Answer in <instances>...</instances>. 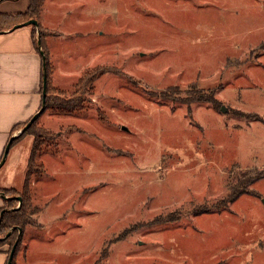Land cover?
I'll return each instance as SVG.
<instances>
[{"label": "rangeland", "instance_id": "rangeland-1", "mask_svg": "<svg viewBox=\"0 0 264 264\" xmlns=\"http://www.w3.org/2000/svg\"><path fill=\"white\" fill-rule=\"evenodd\" d=\"M83 1L77 17L48 5L68 15L50 98L104 76L76 116L38 119L15 264H264V180L229 204L242 175L264 176V0ZM30 141L2 172L17 192Z\"/></svg>", "mask_w": 264, "mask_h": 264}, {"label": "crops", "instance_id": "crops-1", "mask_svg": "<svg viewBox=\"0 0 264 264\" xmlns=\"http://www.w3.org/2000/svg\"><path fill=\"white\" fill-rule=\"evenodd\" d=\"M54 0H47V7L43 10L39 20V26L58 37H48L46 39V49L48 52V61L52 68L53 75L51 80L56 85L55 73L57 68V56L55 50V41L65 37V33L60 29L65 26L58 22V19L63 15L62 5H51ZM91 2V0H89ZM76 3L79 4L76 8ZM74 6V15L85 11L86 5L83 0H71ZM87 4V3H86ZM49 5V6H48ZM90 5V4H89ZM88 5V6H89ZM29 7V0H4L0 3L1 16H16L23 15L27 12ZM53 8V9H52ZM52 9V10H51ZM81 15V14H79ZM66 16H68L66 14ZM89 17V16H88ZM73 20L74 17H73ZM79 22L81 28H86L90 25L87 22L90 20ZM55 72V73H54ZM42 84V59L35 51L32 41L31 28H22L12 33H0V163L3 158L4 151L10 139L17 134L12 135V132L17 127L28 124L31 119L40 111L42 105L41 97ZM56 87V86H55ZM33 142H29L27 146V156L25 161V172L27 169ZM14 159L21 153V145L14 147ZM10 150L5 165L0 169V191L15 190L19 191V186H15L11 181H8V176L2 173L7 166L9 156L13 149ZM7 176V177H6ZM3 208L2 200L0 199V212ZM7 263V255L0 250V264Z\"/></svg>", "mask_w": 264, "mask_h": 264}, {"label": "trees", "instance_id": "trees-1", "mask_svg": "<svg viewBox=\"0 0 264 264\" xmlns=\"http://www.w3.org/2000/svg\"><path fill=\"white\" fill-rule=\"evenodd\" d=\"M3 1L4 0H0V3H2ZM46 1L47 0H29L28 10L23 15H16V16L0 15V33L9 32L13 28L20 25H24L30 21H35L39 25V20L41 18ZM30 28L32 31V41L35 51L37 52V54H40L38 49V40H40L42 46L41 50L46 58L47 96L45 100V111H51L53 114L61 117L76 116L77 114L82 112V105L85 104V101H83L81 97L83 98L85 95L88 94V92L92 91L95 82L104 75L99 76V78L96 77L90 78L85 75L84 78L79 80L76 86L77 88L76 94H79V97L73 98L69 103H58L57 101L51 99L50 95L54 91L51 87L52 85L51 78L53 71L48 61V52L45 43L48 37H55L56 35L43 30L40 26L38 30L33 27ZM41 96H42V84H41ZM193 98L194 99H192V103L190 105L211 102L210 100L203 102L202 99H200V97L198 96H194ZM37 122L27 132H25L19 138H17L12 143L11 146L12 149L16 147L19 143H21L24 139L28 137L33 138L32 149H31L27 169L25 172V179L21 192H17L15 190L0 191V195L2 194L6 197V201H2L3 208L0 212V214L4 212V215L0 223V238L2 236H5L6 240L3 241L0 240V250H2L4 247H8L11 249L10 253L13 249V246L16 244V242L19 239V233L17 232V230H21L22 231L21 236H23V232L25 228L32 226L31 218L34 216V211L31 208V199H32L31 178H34V180H39L42 177L41 173H43L44 171L43 167H41V165L39 164V159L42 156V154H44L43 152L40 151L42 146L40 140L43 137L47 136V134L41 128L36 127ZM26 125L14 129L12 135L21 132L26 127ZM47 138L49 139L47 140V144L45 146L46 149L50 148V145L53 144L52 142L55 139L53 136ZM34 170L41 175L37 177L36 174L32 173V171ZM242 178L244 180L246 179L245 180L246 183L241 185L238 189L233 190V194L235 192L236 193L230 198L229 204L236 201L239 197L246 195L247 191L245 188H248L256 184L257 182L264 180V176L258 175L256 172L245 173V175H242ZM18 199H21V205H19L17 201ZM17 208L19 209L16 210ZM217 210L221 211V208ZM200 214H204V213H200ZM14 229H16V231L13 232L11 236L7 238V236ZM20 244H21V237L12 264H15V259ZM10 253L9 254L6 253L7 261Z\"/></svg>", "mask_w": 264, "mask_h": 264}, {"label": "water", "instance_id": "water-1", "mask_svg": "<svg viewBox=\"0 0 264 264\" xmlns=\"http://www.w3.org/2000/svg\"><path fill=\"white\" fill-rule=\"evenodd\" d=\"M29 27H33L35 29L38 30L39 28V25L37 22L35 21H30L24 25H20V26H17L15 28H13L10 33L14 32V31H17L19 29H22V28H29ZM38 49H39V52H40V57L42 59V76H43V79H42V105H41V109L40 111L31 119V121L26 125V127L20 132L18 133L17 136H14L10 139L5 151H4V154H3V158H2V161L0 163V169L5 165L6 163V160L8 158V155L10 153V150H11V146H12V143L17 139L19 138L22 134H24L25 132H27L37 121L38 119L44 114L45 112V100H46V96H47V71H46V58L42 52V46H41V42L40 40H38ZM221 113L222 114H226V110L224 108L221 109ZM123 131H126L125 129H123ZM0 199L2 201H6V197L4 195H0ZM19 205H21V199H18L17 200ZM19 208H17L16 210H18ZM4 215V212L0 214V223H1V220H2V217ZM16 229L12 230L11 233L7 236V238L9 236H11V234L13 232H15ZM17 232L19 233V239L18 241L16 242V244L14 245L9 257H8V261H7V264H12L13 263V260H14V256H15V253H16V250H17V247H18V244L20 242V237L22 235V231L21 230H17Z\"/></svg>", "mask_w": 264, "mask_h": 264}]
</instances>
